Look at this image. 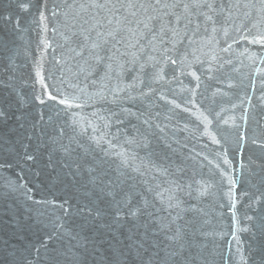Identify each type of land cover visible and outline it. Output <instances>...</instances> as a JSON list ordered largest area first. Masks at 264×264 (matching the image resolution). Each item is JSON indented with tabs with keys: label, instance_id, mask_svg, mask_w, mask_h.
<instances>
[{
	"label": "water",
	"instance_id": "1",
	"mask_svg": "<svg viewBox=\"0 0 264 264\" xmlns=\"http://www.w3.org/2000/svg\"><path fill=\"white\" fill-rule=\"evenodd\" d=\"M21 3H28L29 10L23 11ZM66 11L64 0H0V107L25 113L31 141L23 139L24 130L11 140L30 143L37 156L35 163L25 162L20 143L0 144V244L8 241L19 250L17 264H23L24 257L33 264H48L43 248L39 255L28 249L39 248L48 235H53L49 251L67 243L57 228L68 220L60 205L65 200L73 206L83 203L81 186L88 177L66 176L68 169L57 163L63 156L54 151L59 145L44 144L60 127L66 131L57 137L60 142L69 143L73 127L87 128L78 137L87 141L93 134L91 122L115 145L108 149L104 169L132 175L129 183L136 191H143V184L137 183L142 179L168 190L163 203L153 193L146 194L156 209L148 226L165 230L150 239L167 243L165 234L180 229L189 264H264V44L251 43L264 35V23L255 12L249 20L243 16L245 9H234L230 20L227 13L214 17L215 32L211 23L207 32L202 26L194 43L185 41L169 52L176 64L166 62L159 46L136 52L138 59L132 55L136 50L128 49L118 61L124 65L119 76L102 80V72L86 78L78 67L82 61L70 59L67 46L62 47ZM95 12L89 9L82 15L88 18ZM49 93L56 99H49ZM64 97L78 99L66 108L58 103ZM125 108L136 115L121 113ZM111 112L121 113L124 122L117 123ZM100 117L109 120V128ZM13 127L14 120L4 130ZM145 143L148 148L142 147ZM94 151L103 155L100 148ZM50 152L55 169L48 165ZM117 152L140 157L136 166L143 161L166 167L168 175L149 165L141 178L121 168ZM109 175L116 179L117 173Z\"/></svg>",
	"mask_w": 264,
	"mask_h": 264
},
{
	"label": "snow or ice",
	"instance_id": "2",
	"mask_svg": "<svg viewBox=\"0 0 264 264\" xmlns=\"http://www.w3.org/2000/svg\"><path fill=\"white\" fill-rule=\"evenodd\" d=\"M64 2L68 11L64 13L67 19L64 25L66 32L61 34L65 41L62 47L67 46L70 59L79 58L82 61L78 67L80 71L87 73L86 78L100 75L102 72L103 75L100 76L102 80L110 79L114 74L119 76L124 65L118 61L129 54L128 49H135L132 55L138 59L136 52L143 53L145 48L156 51L159 46L162 54L166 56V62L176 64L177 60L168 55L169 52L183 45L185 41L188 45L194 43L193 37L199 33L202 26L207 32L206 25L211 23L212 31L215 32L218 21L214 17L227 13V19L230 20L234 9H245L243 16L249 20L253 18L255 12L259 17L258 22L264 23V0H86L81 3H78V0H64ZM20 7L23 11H28L30 5L21 3ZM89 9H95L96 12L89 13L88 18H85L82 13H87ZM41 17L46 19L43 13ZM223 31L227 36V29ZM251 43L264 44V35L259 40L253 39ZM121 47L124 48L123 52ZM230 47L231 45L228 46ZM228 48L223 50L228 51ZM128 62L133 63L134 60ZM0 86H3V81H0ZM115 91L114 89L113 93ZM36 99L41 104L45 103L39 96ZM49 99L56 98L49 93ZM76 99L78 98L64 97L59 99L58 103L71 108ZM121 113H126L128 116L136 115L127 108L121 109ZM121 113L111 112V117H115L116 122L122 124L124 119ZM100 119L105 120L104 128L110 127L107 118L100 117ZM13 120L15 127L8 128L5 132L4 126ZM75 123L74 121L73 124ZM144 123L148 124V121L145 120ZM27 127L28 120L24 112L0 107V144L20 143L23 147L21 159L35 163L37 156L30 150V143L11 140L12 136L19 135L20 130H24L23 139L30 142L32 136L27 133ZM31 127L35 130L36 123H32ZM88 128L93 134L87 137V141L78 138L87 133V128L81 127L77 131L76 127H73L69 143L60 142L57 137L66 135L65 129L60 127L56 130L55 136H50L44 144L45 148H48L49 144L59 145L54 151L60 152L63 156V159L57 163L61 168L68 169L66 176H71L75 180L77 176L87 174V182L81 186L84 189L85 200L75 206L69 200H65L60 205L68 220L58 224L57 228L67 243L60 248L53 247L49 251L48 241L53 239V235H48L40 240L39 248L32 245L28 251L34 250L39 255L40 248H43L48 256V264H69V262L70 264H189L190 257L186 254L184 236L180 229L172 231L171 235L165 234L164 240L167 243L149 238L157 237L165 230L152 229L148 226L153 221L156 209L154 205H150L146 194L153 193L154 197L163 203L165 192L168 190L162 189L160 184L153 187L147 180L142 179L137 183L143 184V191H136V186L129 183L134 179L132 175L122 170L104 169L105 158L110 155L108 149L115 145L112 140L106 139L108 133L93 126L91 122L88 123ZM5 136L9 137L7 141ZM105 144L107 148L103 147ZM148 146L147 143L142 145L144 148ZM95 148H100L103 155L97 154ZM114 155L120 157L122 169H129L131 173L141 178L147 175L149 165L160 175H168L166 167L151 162L145 165L142 161L140 166H136L134 162L140 159L138 156L129 157L125 152H117ZM71 157L75 159H70ZM48 165L53 169L56 167L52 152L49 153ZM3 167L4 165L0 164V169ZM109 171L117 173L116 179L109 175ZM155 178L152 177L153 180ZM231 183L235 185L236 181L232 180ZM20 187L25 185L21 184ZM27 191L30 193L31 189ZM28 199L32 200V196L28 195ZM33 202L41 203L35 200ZM231 206L235 209V202ZM77 216L80 218L79 224H75ZM69 221L72 223L69 224ZM138 221L142 222L138 223ZM240 230L247 231L246 228ZM261 231L264 233V224L261 225ZM18 251L14 245L4 241L0 244V264H17ZM23 264H33V261L24 257Z\"/></svg>",
	"mask_w": 264,
	"mask_h": 264
}]
</instances>
